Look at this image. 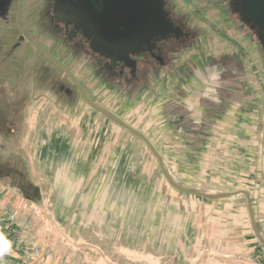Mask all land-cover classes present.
I'll return each instance as SVG.
<instances>
[{"label": "flooded vegetation", "instance_id": "af4514ba", "mask_svg": "<svg viewBox=\"0 0 264 264\" xmlns=\"http://www.w3.org/2000/svg\"><path fill=\"white\" fill-rule=\"evenodd\" d=\"M46 1L40 19H45L51 38L61 44L60 48L73 56L77 64L72 66L67 61L53 59L73 85L74 91L65 92L62 107L51 109V115L59 109L61 112L55 114L58 117L70 113H74V117L85 103L91 107L89 113H80V119L75 124L65 118L52 120L50 115L49 140H53L55 125H68L73 126L72 131L65 132L62 139L69 145L73 144L72 137L76 135L74 126L80 129L82 121L85 124L86 120L94 121L98 113L111 122L108 128H100V132L107 133V139L114 132L121 134L110 143L107 163L94 170L92 178L86 179L87 190L76 195L78 208L83 206L82 198L84 205L88 198L90 204L100 203L105 211L113 210L112 215L118 218L121 226L131 229L140 225L147 228L169 226L168 216L162 214L165 203L168 205L166 195L157 188H150L151 194L146 193L149 184L141 172L145 156L156 161L170 183H176L166 172L160 146L152 135L148 137L137 130L131 124L132 120L131 123L126 121L128 112L125 110L132 109L133 123L140 121L143 124L148 115L155 117L157 126L170 135L167 143L173 154L170 156L181 171L200 169L204 154L212 147L222 149L225 142L232 146V150L251 149L254 130L259 120L264 118V0H213L222 12V31L214 27L222 35V48L208 43L206 29L192 21L174 0H162L172 25L171 32L164 38L153 37L117 55L93 48L81 29L56 22L53 18L54 1ZM182 1H186L192 14L201 15L191 0ZM204 21L211 25L207 19ZM228 31L236 33L237 37ZM210 65L225 69L221 86L216 92L218 103L201 95L204 87L201 81L208 75L203 69ZM80 68L84 69L82 75L85 76L78 74ZM87 77L91 78L93 87L103 88L105 93L112 92L113 96H117L118 112L90 97L83 82ZM140 110L144 111L139 115ZM215 136L219 139H214ZM131 137L137 138L135 140L141 149L138 150ZM107 139L104 137L98 141L96 148H104ZM91 152L89 158L96 166L97 156ZM72 168L75 169V164ZM188 177L183 178L193 179ZM177 186L188 189L177 188L185 194L195 191ZM123 208H131L132 211Z\"/></svg>", "mask_w": 264, "mask_h": 264}, {"label": "rangeland", "instance_id": "374dc122", "mask_svg": "<svg viewBox=\"0 0 264 264\" xmlns=\"http://www.w3.org/2000/svg\"><path fill=\"white\" fill-rule=\"evenodd\" d=\"M45 1L35 0L34 18L36 19L37 14L38 16L37 21L34 20V31L41 34V38L52 50L57 52L61 50V57L69 65H77L76 59L68 52L65 53L62 47L60 48L61 44L54 45L55 40L49 35L45 19L41 21L40 17ZM191 1L201 13L200 16H195L188 11L186 1L174 0V3L187 13L192 21L206 29L208 43L217 44L219 48H222V35L214 29L216 27L222 31V27H224L222 12L218 5L213 0ZM204 18L212 26L208 25ZM228 33L237 37L236 33L231 31ZM83 71L84 69L80 68L77 72L81 76ZM83 82L94 101L113 111L120 110L118 98L113 96L112 92L107 94L103 88L99 90V86V88L93 87L90 77L84 79ZM40 103L39 99H35L37 107ZM135 107L137 105L131 108ZM90 109L91 107L85 103L84 108L74 117V113L66 116L61 114L62 116L58 117L55 115L61 112L58 109L53 111L51 119L65 118L75 124L80 119V113H89ZM144 109H148V107H144ZM130 110L132 109L125 110L126 113L128 112L126 121L132 120L130 123L135 125L137 130L148 137L152 135V139L160 146L159 151L163 156L166 172L173 182L183 187L218 195L214 201H195L200 204L197 208L203 207L207 210V214L202 220H200L201 215L197 217L199 228L195 230L194 236L199 238V244L195 250L192 248V242L180 245V250L175 255L166 250L161 252L152 249L151 247L155 245L154 235L148 236L151 238H148L147 243H143L142 240L129 244L122 243L117 241L119 238L114 235L113 229L98 228L97 225L100 224V221H91L90 218H87L86 215H89V212L85 214L81 210V206H79V210L77 209L78 204L75 201L76 191L79 189L76 188L77 174L81 175L82 171L85 173L103 167L107 163L106 159L110 152L112 139L121 135L114 132L107 139V133L100 132V128L102 126L104 129L108 128L111 122L105 120V116H101L99 113L94 121L93 119L86 120V124L85 121H82V127L79 129L80 132L83 131L80 143L89 146L87 150L84 148V151L91 150L93 155L97 156L96 166L86 163L83 168L75 167L71 170L73 178L70 173L66 172L68 175L67 187L63 194H56L54 188L59 189L64 182L62 178L65 165L36 162V155L39 151L37 152L36 147L33 146L35 141L32 140L31 135L35 134L37 129L42 126V116L36 111L37 113L33 117L35 118L33 121L34 132L26 124V117L25 127L19 132H0V230L12 242L13 248L12 254L5 257L6 264H173L172 258L177 257H179V264H222V257L225 258V253L233 257L234 252L232 251L234 245L229 244L228 248L224 246L225 244L222 245V240L231 239L233 236H237V239L239 236L242 238L252 236L250 233L245 234L247 230H250L247 227L251 226V221H256L258 228L255 231L264 238L261 232V223L264 222V118L259 120L258 127L254 130L251 149L232 150L229 143H222V149L212 147L211 151L204 154L200 169L186 172L181 171L172 158L173 156H170L173 155L169 151L171 149L169 144H167L170 135L157 126L154 121L155 117L148 115L143 124L140 121L133 123L134 113ZM143 111L140 110L139 115ZM259 117L261 118V116ZM22 120L24 118L20 117V121ZM70 121L69 123H71ZM20 127L22 126L20 125ZM91 129L95 131L89 135ZM80 132L72 137L74 143L79 138ZM16 136L19 139H11ZM104 137L107 139L105 147L96 148V143ZM27 138L28 140H26ZM131 139H134L136 146L141 149L139 142L135 140L137 138L131 137ZM214 139L219 138L215 136ZM220 155L221 157H219ZM141 169L144 179L149 184L147 185L149 189H146L147 194L152 193L150 188H157L161 194L166 195L168 205L179 203L185 207L188 198L177 188L185 191L188 189H182L176 184L170 183L164 173L160 171L155 160L145 156V162L141 165ZM212 173H216L217 180L211 179ZM188 176H192L193 179L189 181L183 178H189ZM85 182L86 180H84V184ZM36 205L44 210L45 216L42 215L38 206V208L35 207ZM10 213L16 215L15 220L8 219ZM45 217L51 220L50 225L46 222ZM234 221L240 222V226L231 227ZM259 225H261L260 228ZM165 227L164 224L160 228L163 229V237L167 235ZM156 229L158 228L148 227L147 231L155 232ZM185 230L187 231V229ZM228 230L231 232L227 233ZM179 232L183 233L184 229H179ZM173 233L175 234V231ZM167 237H170V233ZM245 245H243L244 248ZM223 247H227L228 251H224ZM34 248L39 250V256L36 258L33 257ZM171 249H173L172 245L168 250Z\"/></svg>", "mask_w": 264, "mask_h": 264}, {"label": "crops", "instance_id": "0c3cea01", "mask_svg": "<svg viewBox=\"0 0 264 264\" xmlns=\"http://www.w3.org/2000/svg\"><path fill=\"white\" fill-rule=\"evenodd\" d=\"M35 3V0H0V132H19L25 127V117L27 119L26 124L34 132L33 121L35 118L33 117L37 112L41 114L42 126L40 129L38 128L39 130L37 129L41 134L36 131L35 134L31 135L32 140L35 141L33 146L36 147L37 152L39 151L36 155V162L65 165L62 187L60 186L59 189L54 188L56 194L61 195L67 187V173L71 174L72 164H75V167L83 168L84 164H94V162L89 158L92 153L91 150L84 151V148L86 150L89 148L88 144L80 143L83 137L82 130L79 138L76 139V143L69 145L62 137L65 132L72 131L73 126L61 127L55 125L53 140H49L51 127L48 126V121H50L51 109L62 107L65 92H73L74 90L73 85L57 67V64L53 62L55 58L64 61L60 54L61 50L58 52L52 50L41 38V34L34 31V20L37 21L38 16L37 14L36 19L34 18L33 7ZM54 45L56 46V42ZM35 99L40 100L39 107L36 106ZM20 117H23L24 120L20 121ZM74 128V132L78 134L79 128L75 126ZM92 131L91 129L89 135L92 134ZM11 139L16 140L19 138L16 136V138ZM93 173L94 170L92 169L85 173L82 171L81 175L80 173L77 174L76 188L79 189H77L76 195L87 190L84 180L91 179ZM215 174H211V179L217 180ZM71 178H73L72 174ZM38 188L41 189V187ZM185 196L188 198L185 207H182L179 203H170L169 206L165 203L162 214L168 216L169 226L165 227L167 235L164 237L163 229H160L162 226L156 227L158 229L155 232L147 231V227L142 225L135 227V229L121 226L118 223V218L112 215L113 210L108 209L105 211L100 203L95 204L92 202L90 204L88 198L86 205H84L85 202L82 198L81 204L83 206H81V210L85 214L89 212L86 217L90 218L91 221H100V224L97 225L98 228L113 229L115 231L114 235L119 238L117 241L129 244L142 240L143 243H147L148 238H151L148 236L154 235L155 245L151 247L152 249L161 252L166 250L175 255L176 252H179L180 245L192 242V248L195 250L199 244V238L194 236L195 230L199 228L197 217L201 215L200 220H202L207 214V210L203 207L197 208L200 204L195 201H214L218 197V195L199 190ZM38 209L45 216L44 210L40 207ZM77 209L79 210V208ZM123 210L132 211L131 208H123ZM45 219L50 225L51 220L46 217ZM240 224V222L234 221L231 227L236 228ZM261 225H259V228L261 226V232L264 235V222ZM257 226L256 221L253 220L251 226L247 227L250 230H247L245 234H252L250 237L242 238L239 236L237 239V236H233L231 239L222 240V245L225 244L224 246L228 248L229 244L234 245V249H232L234 251L233 257L225 253V258L222 257V264H264V238L260 236L259 232L255 231L258 228ZM179 229H184V232L180 233ZM158 230L159 232H157ZM173 231H175V234ZM226 232L229 233L231 230ZM169 233L170 237H167ZM244 244H246L245 248L243 247ZM170 245L173 246V249L168 250ZM226 248H224V251L227 250ZM172 262L173 264H179V257L172 258Z\"/></svg>", "mask_w": 264, "mask_h": 264}, {"label": "water", "instance_id": "95a60500", "mask_svg": "<svg viewBox=\"0 0 264 264\" xmlns=\"http://www.w3.org/2000/svg\"><path fill=\"white\" fill-rule=\"evenodd\" d=\"M53 1L56 22L81 29L93 48L109 55L164 38L172 30L162 0Z\"/></svg>", "mask_w": 264, "mask_h": 264}, {"label": "clouds", "instance_id": "9594fccd", "mask_svg": "<svg viewBox=\"0 0 264 264\" xmlns=\"http://www.w3.org/2000/svg\"><path fill=\"white\" fill-rule=\"evenodd\" d=\"M197 71H201L197 69ZM205 73H207V77L205 80L201 81L203 84V89L201 95L203 98L211 99L213 102L218 103L219 97L216 94L217 89L221 86V77L225 69L219 65H210L203 69ZM199 98L196 99V103H198ZM186 106L188 101L185 102ZM189 111H192L189 108ZM13 252L12 242L7 238L6 234L0 230V264H6L5 257L11 255Z\"/></svg>", "mask_w": 264, "mask_h": 264}, {"label": "built area", "instance_id": "2783aa9c", "mask_svg": "<svg viewBox=\"0 0 264 264\" xmlns=\"http://www.w3.org/2000/svg\"><path fill=\"white\" fill-rule=\"evenodd\" d=\"M15 218H16V215L14 213H10L8 216V219L10 221L15 220ZM38 256H39V250L37 248H34L33 257L36 258Z\"/></svg>", "mask_w": 264, "mask_h": 264}]
</instances>
